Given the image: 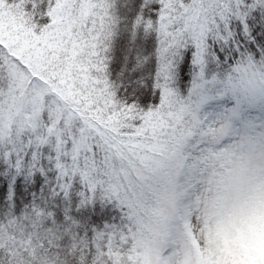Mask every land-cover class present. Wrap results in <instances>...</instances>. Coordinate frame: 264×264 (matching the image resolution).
<instances>
[{"label": "snow or ice", "instance_id": "1", "mask_svg": "<svg viewBox=\"0 0 264 264\" xmlns=\"http://www.w3.org/2000/svg\"><path fill=\"white\" fill-rule=\"evenodd\" d=\"M0 264H264V0H0Z\"/></svg>", "mask_w": 264, "mask_h": 264}]
</instances>
